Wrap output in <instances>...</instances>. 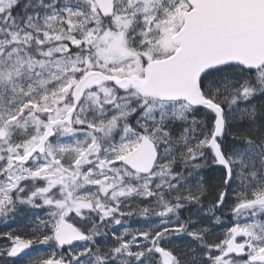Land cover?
<instances>
[{"label": "snow or ice", "instance_id": "6c2138e0", "mask_svg": "<svg viewBox=\"0 0 264 264\" xmlns=\"http://www.w3.org/2000/svg\"><path fill=\"white\" fill-rule=\"evenodd\" d=\"M0 224V264H264V0H0Z\"/></svg>", "mask_w": 264, "mask_h": 264}, {"label": "rangeland", "instance_id": "374dc122", "mask_svg": "<svg viewBox=\"0 0 264 264\" xmlns=\"http://www.w3.org/2000/svg\"><path fill=\"white\" fill-rule=\"evenodd\" d=\"M3 227H4L3 224H0V232H3L4 231V230H2Z\"/></svg>", "mask_w": 264, "mask_h": 264}, {"label": "trees", "instance_id": "16d2710c", "mask_svg": "<svg viewBox=\"0 0 264 264\" xmlns=\"http://www.w3.org/2000/svg\"><path fill=\"white\" fill-rule=\"evenodd\" d=\"M2 230L6 231L7 229L5 227H3Z\"/></svg>", "mask_w": 264, "mask_h": 264}]
</instances>
